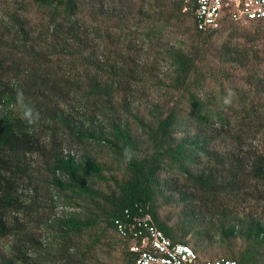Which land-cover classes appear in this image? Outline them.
Masks as SVG:
<instances>
[{"label": "trees", "instance_id": "trees-1", "mask_svg": "<svg viewBox=\"0 0 264 264\" xmlns=\"http://www.w3.org/2000/svg\"><path fill=\"white\" fill-rule=\"evenodd\" d=\"M0 1V264H130L124 209L264 264V43L195 0Z\"/></svg>", "mask_w": 264, "mask_h": 264}, {"label": "built area", "instance_id": "built-area-1", "mask_svg": "<svg viewBox=\"0 0 264 264\" xmlns=\"http://www.w3.org/2000/svg\"><path fill=\"white\" fill-rule=\"evenodd\" d=\"M193 15L198 29L210 30L224 20L264 18V0H195ZM113 223L118 235L128 238V249L134 253L130 264H236L223 256L199 258L189 244L167 237L147 212L130 214L124 209Z\"/></svg>", "mask_w": 264, "mask_h": 264}, {"label": "rangeland", "instance_id": "rangeland-1", "mask_svg": "<svg viewBox=\"0 0 264 264\" xmlns=\"http://www.w3.org/2000/svg\"><path fill=\"white\" fill-rule=\"evenodd\" d=\"M0 5H2L1 1H0ZM0 18L1 19H6V14H4V12L1 10L0 8ZM237 25L239 26V29L244 32L245 34H250V35H254L256 38L257 44H261L264 43V20H256V19H248V20H242L240 22H237ZM125 29H121L122 31H127V29L129 28V26L124 27ZM131 30H135L136 33L133 32V34H135L134 39L133 40L136 44H145L147 43V37L144 36L143 34H139L138 30L139 28L137 26H130ZM258 28H262V31L258 32L257 29ZM120 27H114L111 26L110 30L115 31L118 33ZM175 28L172 25H169L167 27H164L161 31H160V36L161 39L163 40H169V41H173L175 38L178 37V34L176 35L175 32H173ZM120 30V31H121ZM178 33V32H177ZM159 65L161 68H165L166 67V62L163 59H159ZM74 148V147H72ZM247 208V207H245ZM249 208L252 209V211H255L256 213H261L264 214V212H262V209H264V206L259 203V204H254L252 203ZM60 208H58L59 210ZM5 240V239H3ZM2 241V240H1ZM239 242V240H238ZM213 252H219V248L214 249ZM220 253V252H219ZM264 262V255L260 257V262Z\"/></svg>", "mask_w": 264, "mask_h": 264}, {"label": "clouds", "instance_id": "clouds-1", "mask_svg": "<svg viewBox=\"0 0 264 264\" xmlns=\"http://www.w3.org/2000/svg\"><path fill=\"white\" fill-rule=\"evenodd\" d=\"M18 99L22 100V93H18ZM22 106V119L26 120L28 123H34L35 119L38 118V114L34 116V110L31 107L21 105Z\"/></svg>", "mask_w": 264, "mask_h": 264}]
</instances>
